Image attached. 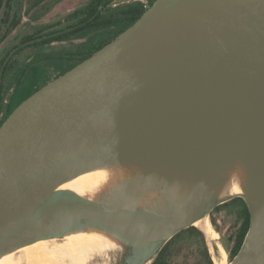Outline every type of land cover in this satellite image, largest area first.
<instances>
[{"label":"water","instance_id":"obj_1","mask_svg":"<svg viewBox=\"0 0 264 264\" xmlns=\"http://www.w3.org/2000/svg\"><path fill=\"white\" fill-rule=\"evenodd\" d=\"M239 159L246 193L212 198ZM119 163H149L147 191L193 183L152 209L136 206V181L102 203L59 189ZM236 196L251 219L229 264H264V0H156L0 128V257L94 224L124 241L118 264H152L175 234Z\"/></svg>","mask_w":264,"mask_h":264},{"label":"rangeland","instance_id":"obj_2","mask_svg":"<svg viewBox=\"0 0 264 264\" xmlns=\"http://www.w3.org/2000/svg\"><path fill=\"white\" fill-rule=\"evenodd\" d=\"M31 1H24L25 9ZM88 1L45 0L34 11L23 14L17 27L0 43V87L3 85L5 88L4 113L9 108L14 110L39 87L45 85L46 81L54 80L73 66V63L69 61L47 60L42 52H69L76 50L80 43L91 41L88 36L67 42H54L46 46L39 54L33 46L28 44L29 40H24L25 37L38 30L47 33L58 29L67 23L65 17L70 12L84 6ZM132 1L135 0H115V3L122 4ZM143 1L149 3L150 0ZM230 201H228L229 204H223L220 208L213 210L209 216L216 240L213 241L203 230L204 237L197 233H185L170 247L168 261L174 264H206L208 255H211L215 262L218 252L221 257L228 253L229 261L232 260L228 249L233 247L234 235L241 224V216L238 213V205ZM124 250V247L109 250L107 254L91 258L87 264H118L123 257ZM15 255H20V252Z\"/></svg>","mask_w":264,"mask_h":264},{"label":"bare ground","instance_id":"obj_3","mask_svg":"<svg viewBox=\"0 0 264 264\" xmlns=\"http://www.w3.org/2000/svg\"><path fill=\"white\" fill-rule=\"evenodd\" d=\"M147 164L149 163H119L97 168L67 180L59 186V189L71 190L101 202L102 198L113 199L123 182L136 181L140 182L141 188L136 191H140L137 199L141 202L136 205L139 201H135L131 206L152 209L148 205L150 202L159 208L168 204L172 197H178L186 189L191 188L193 178L190 175L180 180L165 182L159 190L147 191L150 188L147 184H150L149 178L144 175L148 169ZM223 175L224 173L221 176ZM226 177H229V180L224 179L223 182L217 180L211 193L212 198L246 193L248 172L242 159L230 167ZM194 225L203 230L213 241L216 240L208 216L198 219ZM123 244L124 241L110 230L89 224L84 229L68 230L61 236L41 239L7 252L0 257V264H87L96 255L107 254L109 250L120 248ZM17 252H20V255L16 256ZM215 263L229 264L228 253L221 257L218 252Z\"/></svg>","mask_w":264,"mask_h":264},{"label":"trees","instance_id":"obj_4","mask_svg":"<svg viewBox=\"0 0 264 264\" xmlns=\"http://www.w3.org/2000/svg\"><path fill=\"white\" fill-rule=\"evenodd\" d=\"M110 1L111 0H91L88 5L83 7L81 9V11L77 13V14H80L82 17V23H83L82 33L83 34L97 30L98 28H101V27H110L114 24H117V22L119 20H122V23H121V21L118 22V23L122 24V30L120 31V32H122L125 29H127L129 26H131L133 23H135V21L138 20L140 18V16L150 6H152L156 0H150L149 3L135 2V3L128 4L126 6H122V8L118 9V14H119L120 19L117 18V14H116L117 12H115L116 11L115 9L111 10V8H110L107 13H101V12H103L101 8H103L105 5H107ZM103 14L109 15L108 20L104 19ZM122 14H124L125 16L121 18ZM87 17H89L90 19H87ZM67 36H69V34ZM2 37H4V34L2 35ZM2 37L0 38V41L2 40ZM114 37L115 36H113L109 40H105V39L101 40V36H100L99 39L92 40L90 44L89 43L84 44L82 46L81 52L79 51L76 54L68 55L65 58L67 60H69L71 63H73V66L71 67V68H73L75 65L82 62L83 60H85L86 58L91 56L93 53H95L98 49L103 47L106 43L111 41ZM4 74H5V72L3 71V76H4ZM48 82H50V80L46 81L45 84ZM39 89H40V87L37 90H39ZM4 93H5V88H3V85H2L0 87V128L3 125V123L6 121L8 116L11 114V112L13 111V109L9 108L4 113V111H3V102L5 101V98L3 97ZM3 114H5L4 117H3ZM230 202H234L238 205V207H239L238 213L241 216V224L238 228V231L234 235L233 247L228 249L230 257H231V259H233L236 256V254L239 252V250H240V248L244 242L245 236H246L248 229L250 227L251 215H250V211L248 209V206L242 197L233 198ZM223 204L225 205V204H229V203L227 201ZM223 204L218 205L215 208V210L220 208ZM185 233H197V234L201 235L202 237H204L203 231L200 228L195 227V226H190L188 228L181 230L180 232L175 234L164 245V247L159 252V254L157 255V257L155 258V260L153 261L152 264H174V263L168 261L169 249L173 245L174 241ZM206 264H216L214 262L213 258L211 257V255H208Z\"/></svg>","mask_w":264,"mask_h":264},{"label":"flooded vegetation","instance_id":"obj_5","mask_svg":"<svg viewBox=\"0 0 264 264\" xmlns=\"http://www.w3.org/2000/svg\"><path fill=\"white\" fill-rule=\"evenodd\" d=\"M24 1L25 0H0V38L4 34V37H2V40L0 43L8 36V34L17 27L18 23H20L21 18L23 17V14L25 13H30L31 11H34L40 4H42L45 0H32L30 5L25 9L24 7ZM91 0H89L84 6L78 7L77 9H74L72 12H70L65 19L67 20V23L59 27L58 29H55L51 32L45 33L44 31H35L34 33H31L25 37L24 40H29L28 44L33 46V48L36 49L37 53H41L42 50L54 43V42H67L73 39H80L84 37H90V40H95L99 39L101 36V40H109L113 36L117 37L122 30V24L118 23L122 20H119L117 24H114L110 27H101L98 28L97 30L87 32V33H82V17L80 14H77L78 12L81 11L83 7L88 5ZM135 2H142L145 3L143 0H135L132 2L128 3H115V0H111L107 5H105L102 9L103 12L101 13H107L108 10L111 8V10L115 9L117 12V18L120 19L119 14H118V9L122 8V6H126L131 3ZM104 19L108 20L109 15L108 14H103ZM125 15L122 14L121 18L124 17ZM87 19H90L87 17ZM6 29V30H5ZM6 33V34H5ZM69 34V36H67ZM114 37V38H115ZM113 38V39H114ZM112 39V40H113ZM88 40V39H85ZM84 41L80 43L79 47L76 50L73 51H58V52H53V53H45L42 52L46 55L47 60H54L58 62L62 61H69L65 57L68 55H73L78 53L79 51H82V46L86 43H91ZM107 44V43H106ZM40 60V59H39ZM45 60V59H44ZM70 62V61H69ZM47 84V83H46ZM45 84V85H46ZM44 86V85H43ZM41 86V87H43ZM40 87V88H41ZM215 210V209H214Z\"/></svg>","mask_w":264,"mask_h":264}]
</instances>
